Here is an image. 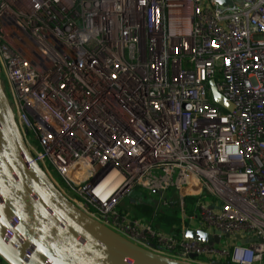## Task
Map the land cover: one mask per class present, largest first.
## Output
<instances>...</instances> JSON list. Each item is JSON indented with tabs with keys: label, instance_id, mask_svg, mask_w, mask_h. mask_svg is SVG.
I'll use <instances>...</instances> for the list:
<instances>
[{
	"label": "built area",
	"instance_id": "built-area-1",
	"mask_svg": "<svg viewBox=\"0 0 264 264\" xmlns=\"http://www.w3.org/2000/svg\"><path fill=\"white\" fill-rule=\"evenodd\" d=\"M220 1L0 0V77L33 161L91 219L184 264H264V0ZM137 189L219 243L121 210Z\"/></svg>",
	"mask_w": 264,
	"mask_h": 264
},
{
	"label": "water",
	"instance_id": "water-1",
	"mask_svg": "<svg viewBox=\"0 0 264 264\" xmlns=\"http://www.w3.org/2000/svg\"><path fill=\"white\" fill-rule=\"evenodd\" d=\"M210 87L214 101L232 112L234 106L214 81ZM185 239L212 245L219 243L220 233L187 230ZM0 255L9 264H184L117 235L80 211L55 186L30 156L1 77Z\"/></svg>",
	"mask_w": 264,
	"mask_h": 264
},
{
	"label": "rangeland",
	"instance_id": "rangeland-1",
	"mask_svg": "<svg viewBox=\"0 0 264 264\" xmlns=\"http://www.w3.org/2000/svg\"><path fill=\"white\" fill-rule=\"evenodd\" d=\"M1 81H2L4 92H5L8 100H9V103L11 104V107H14V103H13L12 96H11V93H10L9 85H8V82H7V80L5 78V75L3 73H1ZM62 192H63V194H65V196H68V197L71 196L70 195V190L67 187L62 189ZM141 192H143V191H139L137 189L135 192L129 193L122 201L121 210H126L127 212H129L131 214L132 217L140 218V219H144V220H148V219L151 220L150 216H145L146 214H144L142 212V210L145 209L146 206H150V205L152 206V204H150V199L151 198L148 197V198L144 199V193H141ZM180 194L183 195V192L180 193ZM135 199H137L140 202V204H141L140 206H138V207L134 206L135 204H133V201ZM156 201H158V200H156ZM180 203H183V202H179L177 204H180ZM170 205L171 204L169 203L168 206H164V208L160 210V211H163L160 214H162V215H164V214L171 215L175 208L182 207L181 205H177V206H170ZM153 211L156 213L157 212V207H154ZM159 216H161V215H159ZM171 216H175V215H171ZM177 217L183 223H185L186 225H189L190 227H194L195 226V224L186 215V212L184 214L183 213L179 214ZM154 222H155L157 228L161 229L164 232L166 231L163 228H161V225L159 224V222H157V221H154ZM183 230L186 231L185 228Z\"/></svg>",
	"mask_w": 264,
	"mask_h": 264
},
{
	"label": "trees",
	"instance_id": "trees-1",
	"mask_svg": "<svg viewBox=\"0 0 264 264\" xmlns=\"http://www.w3.org/2000/svg\"><path fill=\"white\" fill-rule=\"evenodd\" d=\"M148 197H149L148 194L144 192V199L148 198ZM171 203H172L171 206H177V205H181L182 206L180 208H175L173 210L171 215H175V216H171V215H168V214H164V215L160 214L163 211H160V212L157 211L155 213L153 211V208H154L153 205L152 206L151 205L150 206H146V208L143 209L142 212L144 214H146L145 216H150L151 220L159 222V224L161 225V228H163L167 232L171 231L173 228L176 229L175 230V235L178 238H182L183 237V233H184V231L182 229V225H185V223H183L177 216L179 214H182V213L184 214L185 212H187L190 209V206L188 204H186V203H180V204L173 203V202H171ZM133 204H135L134 205L135 207H138V206L141 205L140 202L137 199H135V202ZM150 204H153V198L150 199ZM159 215H161V216H159ZM145 221H150V219L145 220ZM1 262H6L7 263V261H5V259L0 255V263Z\"/></svg>",
	"mask_w": 264,
	"mask_h": 264
},
{
	"label": "crops",
	"instance_id": "crops-1",
	"mask_svg": "<svg viewBox=\"0 0 264 264\" xmlns=\"http://www.w3.org/2000/svg\"><path fill=\"white\" fill-rule=\"evenodd\" d=\"M0 264H9V263H6V262H1Z\"/></svg>",
	"mask_w": 264,
	"mask_h": 264
},
{
	"label": "bare ground",
	"instance_id": "bare-ground-1",
	"mask_svg": "<svg viewBox=\"0 0 264 264\" xmlns=\"http://www.w3.org/2000/svg\"><path fill=\"white\" fill-rule=\"evenodd\" d=\"M182 192H184V191H182ZM182 192H180V193H182Z\"/></svg>",
	"mask_w": 264,
	"mask_h": 264
}]
</instances>
